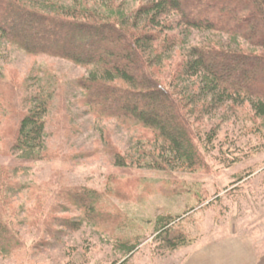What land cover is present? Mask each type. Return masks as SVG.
Masks as SVG:
<instances>
[{
  "label": "rangeland",
  "instance_id": "rangeland-1",
  "mask_svg": "<svg viewBox=\"0 0 264 264\" xmlns=\"http://www.w3.org/2000/svg\"><path fill=\"white\" fill-rule=\"evenodd\" d=\"M26 1L126 26L147 18L136 11L144 0ZM153 27L156 42L174 36L162 48L141 46L161 67L207 41L250 48L218 31ZM89 73L98 74L0 39V264H264V114L251 107L254 98L210 99L193 76L174 79L194 165L136 122L92 113L77 85ZM28 106L43 120L42 141L17 151L16 117Z\"/></svg>",
  "mask_w": 264,
  "mask_h": 264
},
{
  "label": "trees",
  "instance_id": "trees-1",
  "mask_svg": "<svg viewBox=\"0 0 264 264\" xmlns=\"http://www.w3.org/2000/svg\"><path fill=\"white\" fill-rule=\"evenodd\" d=\"M136 11L147 17L139 27L104 20L89 11L66 14L26 0H0V39L30 55L90 65L98 74L79 77L77 85L92 113L136 122L173 155L197 165L186 101L173 88L174 79L182 74L193 76L210 99L233 102L236 96L254 98L251 107L264 114V0H144ZM160 21L239 36L250 48L207 41L192 45L186 55L161 67L141 50L144 43L155 49L165 47L164 42L172 43L173 34L156 42L155 31L159 33L160 28L153 26ZM27 94L30 92L26 99ZM16 119L12 146L23 151L32 139L40 146L43 120L34 109L28 106ZM113 158L114 165L125 167L123 157ZM5 163L0 160V181ZM84 199L86 196L80 199L82 205L87 203ZM2 233L0 229V238Z\"/></svg>",
  "mask_w": 264,
  "mask_h": 264
}]
</instances>
